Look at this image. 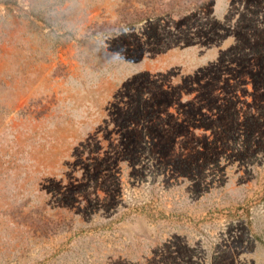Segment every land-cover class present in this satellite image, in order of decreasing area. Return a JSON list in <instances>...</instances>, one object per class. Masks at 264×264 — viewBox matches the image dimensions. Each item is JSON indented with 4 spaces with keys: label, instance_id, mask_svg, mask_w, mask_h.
Listing matches in <instances>:
<instances>
[{
    "label": "rangeland",
    "instance_id": "1",
    "mask_svg": "<svg viewBox=\"0 0 264 264\" xmlns=\"http://www.w3.org/2000/svg\"><path fill=\"white\" fill-rule=\"evenodd\" d=\"M0 264H264V0H0Z\"/></svg>",
    "mask_w": 264,
    "mask_h": 264
}]
</instances>
